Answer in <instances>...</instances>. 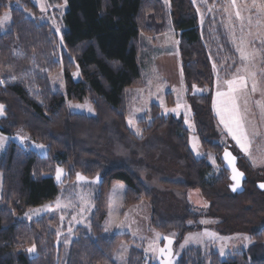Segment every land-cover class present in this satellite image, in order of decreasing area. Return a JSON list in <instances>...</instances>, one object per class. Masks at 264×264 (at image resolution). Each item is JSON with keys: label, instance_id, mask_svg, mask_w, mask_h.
Segmentation results:
<instances>
[{"label": "trees", "instance_id": "1", "mask_svg": "<svg viewBox=\"0 0 264 264\" xmlns=\"http://www.w3.org/2000/svg\"><path fill=\"white\" fill-rule=\"evenodd\" d=\"M0 0V18L9 2ZM26 7L38 12L31 0H23ZM59 4L62 0H48ZM63 31L64 46L58 51L59 38L51 25L29 17L16 6L11 9L12 22L0 32V64L4 78L0 84V103L4 115L0 130L14 133L22 129L32 138L47 144V155L27 150L21 144L10 142L0 155L2 197L0 202V264H116L114 252L119 242L129 234L107 231L106 193L115 181L125 189V205L142 200L152 201L157 208L153 191L127 165L106 166L101 156L103 133L108 125L121 136L146 144L159 133L168 132L174 145L172 158L176 164L184 161L187 175L183 179H161L160 183L181 192L200 190L210 201L209 211L223 216L230 228H245L264 216V191L256 182H245L242 194L229 189V172L217 179H207L211 164L207 156H196L190 148L188 128L174 114L160 113L158 103H151L150 116L138 120L139 130L134 132L127 124L129 90L139 84L144 71L141 62L145 54L144 34H162L172 27L178 33L182 76L187 98L201 105L194 107L195 120L205 148L218 155L224 146L215 135H206L204 123L211 118L217 76L213 56L205 40L206 31L200 27L197 7L193 0H67ZM216 0H209L215 2ZM225 48L233 52L231 43L222 37ZM64 71L66 92L56 89L51 75ZM75 70L81 78L74 79ZM207 87L204 93H194V87ZM168 102H173L169 92ZM89 98L95 106V115L71 112L67 100L83 102ZM163 142V141H162ZM163 144V143H162ZM165 144V143H164ZM161 144L153 152L163 153ZM233 146L229 142L227 146ZM158 147V148H157ZM177 152V153H176ZM174 153V156H173ZM239 157V164L242 159ZM51 164L67 169L64 193L75 189L76 175L95 178L101 176L95 187V209L90 225L78 226L79 236L66 247L58 243L56 229L50 228L46 216L34 221L18 219L25 207L52 202L63 193L56 177L48 175ZM154 210V218L160 217ZM205 212L187 208L186 214L174 216L156 224L160 230H177L182 238L188 230L198 229ZM189 221L194 224L188 225ZM253 243L242 252L223 259L213 253L210 264H264V227L252 234ZM35 246V251L29 249ZM127 264H143L144 251L132 246ZM208 258L199 248L183 253L178 264H207Z\"/></svg>", "mask_w": 264, "mask_h": 264}, {"label": "rangeland", "instance_id": "2", "mask_svg": "<svg viewBox=\"0 0 264 264\" xmlns=\"http://www.w3.org/2000/svg\"><path fill=\"white\" fill-rule=\"evenodd\" d=\"M37 4L38 12L26 7L27 3L23 0H13L9 2L8 9L4 11L0 20L7 14L10 19L0 26V32L6 31L12 22L11 9L13 6L22 8L25 13L42 24L51 25L56 36L59 38L58 48L61 53L64 46L63 31L67 27L65 18L68 10V1L59 4H50L48 0H43L42 9L37 0H31ZM168 3L169 0H163ZM197 7L200 27L205 28V40L207 47L213 56L215 76L220 81V90H226L224 81L233 79L237 76H244L247 79V87L237 93V103L244 118L245 128L248 132L249 153H245L236 144L235 140L227 133V130L220 123L213 102L214 115L205 118L204 123L208 124L209 129L206 135H215L219 132L218 141L225 148L232 142V149L237 155H241L239 167L244 169L248 175V180L257 182L264 180V0H193ZM240 16H236V12ZM55 20V24H53ZM59 26V31L56 30ZM145 36V54L141 62L144 71L142 81L129 90V108L127 124L138 132V120L150 116L151 103H158L160 113L174 114L188 128L190 148L193 149L194 137L197 147L193 149L196 156H207L211 164L207 179H217L223 173V164L218 155L204 147L202 137L196 124L195 108L201 110V105L187 98V89L181 70V58L179 55L178 33L172 27L162 34ZM225 36L231 43L234 53L228 51L222 41ZM62 37V39H61ZM243 48L246 53H250L248 59L241 57L239 51ZM246 69V70H245ZM74 79L81 78V73L75 70ZM73 73V74H74ZM252 73H255L253 76ZM4 69L0 64V84L4 78ZM56 89L66 92L64 83V71L55 72L51 75ZM217 80L213 100L216 99ZM253 82L256 83V90H252ZM199 89L200 91H197ZM208 88L194 87V93H204ZM169 92L173 93V102H168ZM182 107L176 112H167L166 109L176 108L177 102ZM71 112L95 115V106L87 98L83 102L67 100ZM0 105H3L0 103ZM72 105V107H70ZM75 105H89L78 108ZM4 106V105H3ZM0 115V118L4 115ZM129 120L132 123H129ZM109 131L103 133L104 144L101 148V156L106 166L113 164L127 165L133 173L138 174L141 180L147 185L156 196L157 208L160 217H155L154 210L157 209L152 201L142 200L138 203L125 205V189L122 182L115 181L110 185L106 198L108 202L107 215L104 219V228L107 231L120 234H129L128 239L123 238L114 252L116 264H127L129 250L132 246L141 248L144 251L143 264H178L184 252L191 248H200L207 264L211 263L213 253H217L221 259L233 255L235 252H242L253 243L252 234L260 231L264 227V216L253 225L245 228H230L223 222V216L212 214L209 211L210 201L204 198L200 190H189L181 192L170 189L160 183L161 179H183L187 175L184 161L177 163L171 158L163 155H170L174 151V145L170 140L168 132L159 133L156 138H151L146 144L134 142L131 139L121 136L116 128L108 125ZM0 155L6 150L10 142L21 144L27 150H35L40 155H47V144L36 140L28 132L18 129L14 133H4L0 130ZM163 141V142H162ZM164 152H153V146L161 144ZM42 145L43 147H39ZM158 148V147H157ZM177 153V152H176ZM221 155V154H220ZM174 156V153H173ZM240 160V159H239ZM255 161V162H253ZM57 169L63 172L57 179ZM48 175L56 177L63 193L59 194L52 202L43 205L25 207L17 216L18 219L34 221V219L46 216L50 228L56 229L58 243L67 246L79 236L77 227L90 225V217L95 209V185L101 180V176L88 178L77 173L75 179V189L64 193V184L67 182V169L58 164H51ZM78 177H83L80 179ZM2 175L0 174V202L2 197ZM187 208L205 212L201 216V226L196 230H188L182 238L177 230H160L156 224L163 220H169L174 216L181 217L186 214ZM36 209H42L36 213ZM194 224L189 221L188 225ZM159 234V237L157 236ZM214 234V235H211ZM171 239L170 254L161 255L159 248H164L167 252L169 248L168 240ZM59 264H64L60 261Z\"/></svg>", "mask_w": 264, "mask_h": 264}, {"label": "snow or ice", "instance_id": "3", "mask_svg": "<svg viewBox=\"0 0 264 264\" xmlns=\"http://www.w3.org/2000/svg\"><path fill=\"white\" fill-rule=\"evenodd\" d=\"M67 0H65V3ZM37 3L39 6L43 9L44 4L43 0H37ZM232 3L235 4L236 0H232ZM254 5H255V0H254ZM261 7H264V4H261ZM236 16H240V12H236ZM10 17L5 14L4 19L0 20V26H3L4 23H6ZM53 24H55V20L52 21ZM57 31H59V26L56 28ZM62 39V37H61ZM241 53V57L244 59H248L250 57V53H246L243 48L239 49ZM246 70V69H245ZM73 75H78V73H74ZM254 76L255 73H252ZM224 84L227 86L226 90H220V81L217 80V92H216V99L214 101V108L216 110L217 115L219 116L220 123L224 126V128L227 130V133L231 135V137L235 140L236 144L240 147L242 151L245 153H249V146L251 141L249 140L248 137V132L247 129L245 128L244 124V118L240 112L239 105L237 103V93L240 92L241 90L245 89L247 87V79L244 76H237L234 77L233 79L224 81ZM252 90H256V83L253 82L252 84ZM197 91H200L197 89ZM3 105H0V115L3 114ZM72 107V105H70ZM74 107L78 108H85L87 107L89 111H92L91 107L89 105H75ZM182 105L179 103V100L177 102L176 108L173 109H166L167 112H176L178 111ZM129 123L131 124L132 121L129 120ZM2 139V137H0ZM194 143L192 145L193 149L197 147V144L195 142L196 138L194 137ZM39 147H43L40 145ZM225 158L229 165L232 167V180L235 181V183L232 185L233 190L235 191L236 188L240 185L241 179L244 176L243 172H240L236 167H235V160L236 157L232 155L230 152H225ZM255 162V161H253ZM63 172L62 169H57V179L60 178L61 173ZM80 179H83V177H78ZM261 187H264V184L261 185ZM36 213H39L42 211V209H36ZM214 235V234H211ZM159 237V234H157ZM171 239L169 238L168 244L169 248L166 252L164 248H159L158 251L160 252L161 255H169L170 254V245H171ZM29 251H35V246L33 248L29 249ZM166 264H171V261H167Z\"/></svg>", "mask_w": 264, "mask_h": 264}, {"label": "water", "instance_id": "4", "mask_svg": "<svg viewBox=\"0 0 264 264\" xmlns=\"http://www.w3.org/2000/svg\"><path fill=\"white\" fill-rule=\"evenodd\" d=\"M226 151L227 152H230L232 155H234L236 157L235 167L240 172H243L244 173V176L241 179L240 185L236 188L235 191L232 188V185L235 183V181H233L232 178H231L232 175H233L232 167H231V165H229V163L227 162V160L225 158V152ZM220 158L223 161V168L229 172V181H230L229 189H230V192L235 193V194H242L243 191L245 190V182L247 181L248 175H247V173H246V171L244 169H241L239 167V157H238V155L234 152V150L232 149V147L229 145L228 147L224 148V150L222 151V153L220 155ZM262 184H264V180H259V181L256 182L257 188L259 190H261V191H264V187H261Z\"/></svg>", "mask_w": 264, "mask_h": 264}]
</instances>
